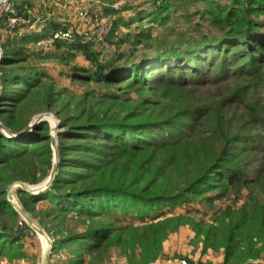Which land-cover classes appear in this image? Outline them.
Listing matches in <instances>:
<instances>
[{
    "label": "trees",
    "instance_id": "trees-1",
    "mask_svg": "<svg viewBox=\"0 0 264 264\" xmlns=\"http://www.w3.org/2000/svg\"><path fill=\"white\" fill-rule=\"evenodd\" d=\"M178 1L146 0L118 10L107 3L102 14L114 17V27L105 42L79 35L75 43L60 41L35 51L28 45L49 34L26 33L1 44L0 121L6 129L17 134L41 112L61 120L52 184L39 194L17 190L32 218L55 234L50 259L66 250V264H94L84 255L95 253L102 261L120 247L138 249L148 264L162 252L168 227L156 220L168 210L195 199L211 201L260 179L256 172L264 170V160L250 169L245 153L264 155V133L233 132L230 122L223 131L186 136L179 119H191L201 108H193L194 100L184 93L172 95L160 87H212L211 95L220 98L204 106L205 116L237 107L264 125V0H197L204 3L194 10L190 0ZM128 9L135 12L125 17ZM50 59L61 63L59 77L88 82L89 88L76 96L59 86L43 63ZM147 90L154 96L135 104L128 96ZM174 149L177 155L161 158ZM54 158L48 121L19 137L0 127V257L26 256V232L15 225L19 214L9 186L44 181ZM180 168L183 185L164 188ZM38 203L47 206L37 211ZM226 212L218 227L225 263L246 261L252 254H239L235 246L249 227L264 239V204L250 216ZM134 221L144 224L134 227Z\"/></svg>",
    "mask_w": 264,
    "mask_h": 264
},
{
    "label": "rangeland",
    "instance_id": "rangeland-1",
    "mask_svg": "<svg viewBox=\"0 0 264 264\" xmlns=\"http://www.w3.org/2000/svg\"><path fill=\"white\" fill-rule=\"evenodd\" d=\"M74 1L75 2L73 4V9L75 10L78 20L83 21L84 25H81L82 23H79L75 27H73V29L79 31H86L87 29H89V20L81 19V17L78 15V12L84 8H87L90 11H96L97 8H100V4L97 3V0ZM101 1L106 3L121 1L118 9L129 5L138 6L146 2V0ZM190 1L193 2L190 7L191 10H194V8L196 7H201L204 3V1ZM221 1H223L224 3L230 2V0ZM23 2L26 3L27 7H23L22 15L25 17V19H27V23L29 20L34 22L35 17H40L42 19L48 18V20L58 19L59 16H61V18L66 17L68 19L72 17L71 15L67 14L66 11L65 13H60V4L62 3L61 0H23ZM178 2L182 1L179 0ZM64 9L62 10L63 12ZM65 10H67V8ZM134 12V9H128L124 10L123 14H125V17H129L134 14ZM179 14L180 11L176 13V15ZM27 15L30 16L27 18ZM27 23H25L23 26H26ZM113 27L114 26H112V29ZM19 29H17L16 32H18ZM14 35L12 36H19V34H16L15 36ZM10 36L11 35H7L6 39L10 38ZM80 36L84 38L83 35ZM106 38L104 39V42L106 41ZM28 46L34 49L35 51H48L50 49H53L54 47V45L49 46L46 45L44 42L32 43ZM43 63L50 68V71L53 76L57 78L59 86H66L69 88L70 94H76V96H81L83 92L89 88L90 83L88 82L59 77L58 71L59 68H61V63L58 60L50 59L44 61ZM160 88L163 90H167L164 93L170 92L172 93V95L182 96V94L184 93L185 96L190 97V100H194V102L192 103L193 108H201V111L194 112L193 115H190L191 119H179L181 124H183L182 131H186V136L188 135L190 137H193V135L198 136V134L214 133L216 130L217 132H219V130L223 131L227 129V123L230 122L232 125L235 123V127L232 130L233 132L243 130L248 132L264 133V125H262V123H257L258 125L256 124V120L258 119L254 117L255 115H252V113L250 114L248 111L245 112L237 107L229 110L219 109L218 111L212 112L209 115L205 116L206 112L203 111L204 106L208 105L210 100L216 101L220 98V96L214 97L213 95H211L212 92H216V90L212 89V87L206 86L197 87L194 89L189 88L185 90L176 89L174 87ZM139 92L140 93H138V91H130L128 93V96L134 99V104L136 103L135 101H139L145 96H154L152 91L147 90L145 92ZM173 98L174 99L171 101H175L174 103L179 101L175 97ZM49 113L52 115L46 116V120L44 121L49 122L50 132L51 128L55 124H58V133L59 131H61V120L56 113ZM259 121L262 122L261 119H259ZM182 131L180 130V132ZM6 133L9 135L8 132ZM53 133L56 135V132ZM175 155H177L176 149L173 150L172 155H162L161 158L168 160ZM245 155L247 157L246 164H251L250 169L262 166L260 160H264L263 154L254 155V153L248 152L245 153ZM55 160L56 157L54 158V162ZM181 171V168L173 170L171 177V179L173 178V181H165L163 184L164 188L167 189L172 188L176 185H183L184 181L181 177H179ZM50 175L47 178H49ZM256 176V178L259 177L260 179H257L255 182L250 183L248 186L242 185V187L237 190L233 189L230 193L225 192L226 194L224 195H214V198L211 201H209L207 198H204L202 200L195 199L190 204L183 203L174 207V210H168V213L158 218L156 221L166 222L168 227V234L164 239L161 254H159L153 262H150L148 264H169V262L178 263L183 260H186L187 264H226V247L225 245H223V243H221L218 234V227L220 226L219 220H222L226 217V211L228 209H232L235 213L238 212L239 214H246L250 216L254 215V210L256 209V206L259 203L264 204V181L262 179L264 176L263 168L257 170ZM17 190L18 188L14 190V195L16 198L15 200L24 208L23 204L21 203L18 197ZM46 206L47 203H38L36 204V210L38 211V209L45 208ZM26 211L29 213L30 216H32L31 212H29L28 210ZM18 214L19 216L16 219L15 225L16 227L23 228L26 232V238L23 247V252H25L26 256L18 259L0 257V264H42L44 251L48 245L47 239H49V237L55 238V234L53 232L49 233L45 227L40 225V218H34V220H36V222H38V224L40 225L41 232L32 231L31 233L30 231H28L26 226L20 225V221L23 220V216L19 212ZM134 223V227H142L144 224L140 221H134ZM207 230H211V234L209 235V237H207L206 234ZM235 249H237V253L239 252V254L245 251V253L250 252L252 255H250L246 261L233 260V263L231 264H264V239H258L254 228H248L247 235L239 239L238 243H236ZM98 257L99 255H96L95 253L85 254L84 260L85 262L91 261L94 264H145L143 263L144 257L138 249H136L134 252H130L125 248L122 249L120 247H113L111 248L109 254L106 255L102 261ZM69 258L70 254L68 253V251L64 250L59 254L53 255L51 259L49 258V264H66Z\"/></svg>",
    "mask_w": 264,
    "mask_h": 264
},
{
    "label": "built area",
    "instance_id": "built-area-1",
    "mask_svg": "<svg viewBox=\"0 0 264 264\" xmlns=\"http://www.w3.org/2000/svg\"><path fill=\"white\" fill-rule=\"evenodd\" d=\"M27 1V0H24ZM121 1H115L111 4L114 9H118ZM100 4V8L96 11H90L87 8L81 9L78 15L83 20H89V29L86 31L74 30L73 28L54 30L49 37L44 41L46 45L52 46L56 42L68 41L76 42L79 35H83L84 39L87 41H92L94 43L104 42V39L111 31L113 26V16L110 14H102V9L107 5L106 2L97 0ZM27 7V5H24ZM5 21V33L6 35H14L16 30L27 23V19L22 15V10L18 7V2L16 0H0V22ZM2 55V47L0 46V56ZM1 58V57H0ZM36 221V220H35ZM38 224V222H37ZM21 226H27L28 231L32 233L41 232V227L31 224L24 216L23 220L20 221ZM50 247L52 249L56 238L49 237ZM169 264H187L186 260L180 261L178 263L169 262Z\"/></svg>",
    "mask_w": 264,
    "mask_h": 264
},
{
    "label": "water",
    "instance_id": "water-1",
    "mask_svg": "<svg viewBox=\"0 0 264 264\" xmlns=\"http://www.w3.org/2000/svg\"><path fill=\"white\" fill-rule=\"evenodd\" d=\"M50 115H52V114H50L49 112L40 113V114L36 115L32 119V121L28 124V126L26 128H24L21 132L17 133V134H13L9 130H7L6 127L3 125V123L1 121H0V127L3 128L4 131L9 133L8 136L19 137V136L25 135L28 132L32 131L37 123L46 120V116H50ZM58 128H59L58 124H55L51 128V137H52V142H53V146H54V150H55L56 160L54 162L50 177L47 178L46 180L38 183V184H27V183L15 182V183H12L9 186V188H8L9 200L12 202V204L14 205L15 209L17 210V212H19L31 224H34L35 226H38L37 222L32 218V216L29 215V213L19 203L16 202V200H15L16 198H15V195H14V190L17 189V188H22L23 190L28 191L30 193L39 194L41 191L47 189L52 184V181H53V179H54V177H55V175L57 173L58 163H59V149H58V142H57V137H56ZM53 132H56V135ZM47 243H48V245H47V247L45 248V251H44L42 264H49V257H50V253H51V247H50V243H49L48 239H47Z\"/></svg>",
    "mask_w": 264,
    "mask_h": 264
},
{
    "label": "crops",
    "instance_id": "crops-1",
    "mask_svg": "<svg viewBox=\"0 0 264 264\" xmlns=\"http://www.w3.org/2000/svg\"><path fill=\"white\" fill-rule=\"evenodd\" d=\"M16 1L17 2H23V0H16ZM61 1L64 4H62V3L60 4V13H65V11H66L67 14L72 16L71 18H69V19L66 17L61 18V16H59L58 19L48 20V18L42 19L40 17H35L34 22L29 20L27 25L21 27L18 30V32L15 33V35L19 34V36H21V35H24L26 33H35L37 35H41V34H49L50 35L54 30H59V29L69 28V27L73 28L79 23H82L81 25H84L83 21L78 20L77 15L75 13V10L73 9V4L75 1L74 0H70V1L69 0H61ZM68 4H70V5H68ZM64 8L65 9L67 8V10H65ZM63 9H64V12L62 11ZM6 36L7 35L5 33V21L2 20L0 22V46H2L1 44L5 42V40L7 38ZM45 39L40 40L37 43H41Z\"/></svg>",
    "mask_w": 264,
    "mask_h": 264
}]
</instances>
